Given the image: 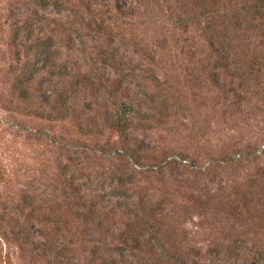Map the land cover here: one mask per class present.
<instances>
[{
	"label": "rangeland",
	"instance_id": "rangeland-1",
	"mask_svg": "<svg viewBox=\"0 0 264 264\" xmlns=\"http://www.w3.org/2000/svg\"><path fill=\"white\" fill-rule=\"evenodd\" d=\"M175 1L0 0V264H264V63L229 58L216 89ZM113 99L148 115L135 142L160 168L99 148Z\"/></svg>",
	"mask_w": 264,
	"mask_h": 264
},
{
	"label": "trees",
	"instance_id": "trees-1",
	"mask_svg": "<svg viewBox=\"0 0 264 264\" xmlns=\"http://www.w3.org/2000/svg\"><path fill=\"white\" fill-rule=\"evenodd\" d=\"M161 1V0H160ZM175 5L179 10V14H175L174 19L170 22L171 27L174 29H180L181 33H186L190 30L191 26H195L199 30V36H202L204 44H206L207 52L196 57L195 53L188 48L185 50L184 55L187 59H194L196 62L203 61L200 66L202 75L205 74L207 80L211 82L216 89H221L222 83L220 82V74L218 70L225 69L227 60L234 58L239 62V59H248L246 62H250L246 65V71L239 73L238 75L243 78L244 75L251 74L254 69L259 71V62L264 63V0H177ZM169 8H171L168 5ZM119 9L120 7L117 6ZM134 5H129V16H133L132 9ZM121 10V9H120ZM257 32V34H254ZM258 37L257 40L251 42V38ZM192 40V35L189 38ZM187 40V38H186ZM255 51L252 53L249 51ZM232 55V56H230ZM113 58V55L111 56ZM251 59V60H250ZM193 74L189 69L188 74ZM244 74V75H243ZM246 78V77H245ZM87 80V79H86ZM91 87V86H90ZM222 93L224 90L222 89ZM115 89L110 93L114 97ZM61 100L52 99V105L56 103L62 110H68L70 102L72 103L70 96H62ZM235 103H238L237 95H234ZM55 101V102H54ZM113 105L108 111H105L103 115V124L107 129L113 130L116 134L115 143L110 147L104 149L103 152H111L115 154V157L123 161L121 165L124 168L127 167L128 162L131 164L148 165L152 167H159L164 164V159L157 155L146 154L147 148H143L141 142L138 140L135 142V136L133 133L134 128L141 124V120H148V115L144 114L137 108V104L116 103L115 99L110 101ZM51 116V115H49ZM86 133L94 132L90 128L85 127ZM141 160V161H140ZM125 161V163H124ZM93 211H86L83 214L85 218H90ZM94 218L100 219L98 214L95 213ZM154 224H149L148 234L154 237L153 241L156 243V247H163L161 240L157 238L159 232L155 228V222H159L157 219L152 220ZM135 223V222H132ZM130 225L126 223L124 225V231L119 233L118 238H121L122 245L129 246L135 250H139L141 243L138 236L143 235L141 230L134 231L129 228ZM139 234V235H138ZM171 244V243H170ZM192 250V249H191ZM194 256L197 254L193 251ZM170 253H175L172 250ZM104 259V258H102ZM108 264H114L110 259ZM106 263V264H107ZM173 264H195L185 263L182 259L176 260L174 257ZM225 264H244L237 258H231L226 261Z\"/></svg>",
	"mask_w": 264,
	"mask_h": 264
}]
</instances>
